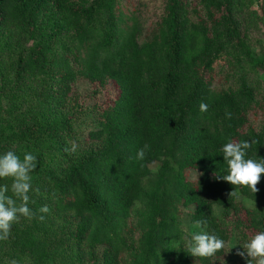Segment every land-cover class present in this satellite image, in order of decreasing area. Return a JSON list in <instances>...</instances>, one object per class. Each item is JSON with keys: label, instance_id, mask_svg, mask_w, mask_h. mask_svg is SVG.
<instances>
[{"label": "trees", "instance_id": "trees-1", "mask_svg": "<svg viewBox=\"0 0 264 264\" xmlns=\"http://www.w3.org/2000/svg\"><path fill=\"white\" fill-rule=\"evenodd\" d=\"M164 2L145 27L141 11L128 13L122 0H0V32L36 40L18 53L11 72L18 80L51 78L34 97L59 109L57 132L71 137L73 121L87 109L74 90L78 78L94 85L90 97L108 86L118 91L112 104H96V126L75 156L62 157L61 171L36 161L29 173L45 182L29 201L33 218L14 222L11 243L36 264L54 261L66 240L96 264H223L235 235L246 241L264 231V173L256 194L218 178L227 174L221 148L229 141L254 142L245 158H264V95L242 70L228 88L214 85L225 57L233 71L244 64L258 71L264 59L240 28L238 0ZM63 33L73 40L55 50L51 39ZM51 134L33 116L0 111V154ZM191 170L199 172L195 180ZM42 206L49 212L41 213ZM183 208L193 209L191 218L205 233L225 241L221 250L189 253L179 222Z\"/></svg>", "mask_w": 264, "mask_h": 264}, {"label": "rangeland", "instance_id": "rangeland-1", "mask_svg": "<svg viewBox=\"0 0 264 264\" xmlns=\"http://www.w3.org/2000/svg\"><path fill=\"white\" fill-rule=\"evenodd\" d=\"M77 1L88 5L92 0ZM187 1L191 7L194 0ZM122 2L124 4L123 10L125 9L128 13L135 7L141 11L142 22L145 27L148 26L147 23L152 16L162 13L165 4L164 0H122ZM125 3H127V6ZM236 13L240 28L246 36L253 53L264 59V0H238ZM101 16L99 21L96 22L98 26L103 25L105 22V13H102ZM36 35H40V33L37 32ZM72 40L73 36L70 33H63L51 39L53 48L58 51H61L62 46L69 44ZM35 41L28 34L23 35L10 31L0 32V111L5 113L6 111H10L11 113L15 112L21 116H33L35 119H39L44 123L48 133L54 135L44 139L41 144L15 145L3 151V154L12 151L23 160L25 153H31L36 157L37 163H41L46 169L61 171V165L66 163V161L62 160V157L64 155L75 156L79 148L83 147L82 143L89 129L96 126V104L99 108L112 104L118 91L116 89L113 90L112 86H108L102 90L101 94H98L96 97H90L94 85H89L81 78H78L74 83V90L79 95V101L86 100L84 106H87V109L80 114L77 120L73 121L71 137H68L67 134L61 131L57 132L56 129L61 125V121L59 122V109L54 110V104H52L51 108L40 106L34 97L35 93H39L40 89L51 82V78H36L30 76L18 80L15 78L14 72H11V62L20 51L32 47ZM242 68H237V70L233 71L230 68L227 57L222 59L216 68L215 87L218 89L228 88L236 79L235 75L243 71L250 84L256 88L259 97L264 95V67L258 71H251L249 66L244 64ZM50 84L52 85V82ZM29 175L31 178V189L28 195L31 200L37 195L38 189H43V183L45 181L42 174L39 176L36 174ZM188 175L191 180H195L199 172L191 170ZM11 183L12 179L10 177L0 178V185H7L9 187ZM6 194L9 196L12 195L10 188ZM245 204L254 207L251 201L245 200ZM192 210V208H183L179 214L180 228L182 231L181 236L186 246H188L191 236L195 232H206L205 226L201 224L195 226L191 218ZM215 213L220 215L221 208L215 207ZM13 225L14 223L11 225L8 237L0 240V264H36L29 255H24L14 250L11 237L16 232V229L13 228ZM229 225L232 224L229 223ZM55 230L59 231L60 227H55ZM243 242L245 240L240 238L239 235L233 237L227 244L226 253L222 256L223 264L247 263V259H251L246 256L241 257L238 254L244 250L242 247ZM81 251V247L74 241L66 240L65 245L59 249L56 259L47 264H96L95 262L83 260Z\"/></svg>", "mask_w": 264, "mask_h": 264}, {"label": "clouds", "instance_id": "clouds-1", "mask_svg": "<svg viewBox=\"0 0 264 264\" xmlns=\"http://www.w3.org/2000/svg\"><path fill=\"white\" fill-rule=\"evenodd\" d=\"M201 111H205L207 106L200 105ZM231 117V113H226ZM250 141H240L239 143L229 141L225 143L221 152L227 165V174L220 176L223 180L232 185L247 186L251 192L258 191L256 185L264 173V158L254 160L245 158L248 150L252 147ZM145 148L138 150L137 158L143 159ZM75 150V148H73ZM36 157L31 153H25L23 160L12 151L0 154V178L10 177L12 183L9 191L7 185H0V240L6 239L9 235L11 225L18 221L20 216L32 219L34 213L28 207L31 189V178L29 173L36 168ZM15 199H14V198ZM19 201V203H17ZM41 213L49 212L47 206H42ZM41 220L43 216L39 217ZM195 226H199L200 221H195ZM225 245V241L216 236L202 231L195 232L190 239L188 251L193 256L207 257L214 255ZM243 251L238 254L241 257H250L247 264H264V231L257 232L254 236L242 243Z\"/></svg>", "mask_w": 264, "mask_h": 264}]
</instances>
